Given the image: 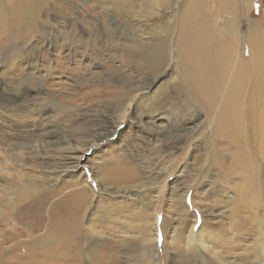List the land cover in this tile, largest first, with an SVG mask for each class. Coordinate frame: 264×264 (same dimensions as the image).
I'll use <instances>...</instances> for the list:
<instances>
[{"label":"bare ground","instance_id":"1","mask_svg":"<svg viewBox=\"0 0 264 264\" xmlns=\"http://www.w3.org/2000/svg\"><path fill=\"white\" fill-rule=\"evenodd\" d=\"M152 1L157 2L143 0V3ZM172 1L180 5L174 23H168L163 33H148L126 49L129 58L143 71L157 72L171 64L179 67L177 80L160 87L149 110L141 116L134 112L137 117L134 124L151 134L161 133L166 138L167 151L178 148L173 139L181 136L194 135L196 142H200L194 145V150L198 146L203 150L194 155L192 185L179 189L184 197L193 190V205L203 214V223L195 230L197 217L194 215L190 223V210L184 207L176 219L171 242L168 239L171 224L163 219L159 225L158 214L153 210L148 225H144L148 233L140 236L142 245L137 264H163L159 252L160 230L162 248L167 252L171 247L179 258L188 256L187 264H264V242L258 249V236L252 239L246 252L226 250L239 244L242 223H249L261 236L264 234V218H261V211L264 212V30L256 20L247 19L251 0H213L212 10L207 0H183L182 4L180 0ZM43 4L44 0H0V53L10 54L21 37L32 32L34 14ZM31 83L26 78L17 83L12 79L5 89L9 96L21 99L17 105L23 106L32 94L31 88L24 92L23 86ZM0 89L3 90L2 85ZM113 97L124 115L134 106V96L117 90ZM5 107L9 106L0 104L1 109ZM35 111V115L43 117L38 125H43L39 135L47 137L46 140L35 139L28 129L0 138V148L8 156L17 157L16 165L20 167L12 174L14 182L0 184V218L3 222L9 218L22 220L34 234L27 240L8 234L6 241L13 244L5 245V238L0 242V264H25L23 259H28L27 264L98 263L94 249L97 244L105 243L111 232L100 231L101 224L94 223L97 211L88 212L89 221H85L84 209L94 189L79 178L51 188L47 186L46 170L39 176L21 174L20 170L28 164L41 166L32 157L25 161V156L37 153L41 146L61 143L54 123L71 110L66 104L51 100ZM158 122L161 123L157 125ZM7 135L22 141H9ZM85 153L70 156V166L56 170L59 176L76 174L85 167ZM136 178L128 167L109 170L104 175L107 182L125 185L122 190L104 188L103 198L111 201L130 198L137 191L130 184ZM219 188L232 193L227 205L229 225L215 220V211L203 208L206 199L196 198L199 193L207 199L213 197Z\"/></svg>","mask_w":264,"mask_h":264},{"label":"rangeland","instance_id":"2","mask_svg":"<svg viewBox=\"0 0 264 264\" xmlns=\"http://www.w3.org/2000/svg\"><path fill=\"white\" fill-rule=\"evenodd\" d=\"M170 1L169 4L162 0L144 4L143 0H44L43 6L34 14L32 32L21 37L10 54L6 51L0 53V85L3 87L2 91L0 89V104L9 106L0 108V138L28 129L35 139L46 140L47 137L39 135L43 125H38L43 117L35 115V108L43 106L46 101L56 100L71 110L69 114L60 115L54 123L55 130L60 132L58 142L61 143L41 146L37 153L25 156V161L34 158L41 166L28 164L20 171L21 174L27 172L29 177L39 176L46 170L49 176L47 186L51 188L79 178L84 185L94 189L84 209L85 221H89L90 212L97 211L94 223L101 224L100 231L109 229L111 232L105 243L96 245L94 254L98 263L95 264H137L138 249L142 245L140 236L148 233L144 225L150 221L153 210L158 214L159 225L163 219L171 224L168 233L171 242L176 219L184 207L190 210V223L194 215L197 217L195 230L203 223V214L193 205V190L184 197L179 189L192 185L191 170L196 167L194 155L203 150L201 146L194 150V145L200 142H196L194 135L181 136L173 139L178 148L167 151L166 138L161 133L151 134L137 129L134 124L137 120L134 112L141 116L149 110L160 87L169 81L174 83L179 77V67L175 64L163 71H143L126 53V49L135 46L134 41L148 33H163L168 23H174L180 5ZM207 1L212 10L213 0ZM248 16L247 19L256 20L259 28L264 30V0H251ZM244 23L243 20V26ZM243 31H246L245 27ZM22 78L33 82L25 84L22 90L25 92L31 88L34 93L30 90L32 94L27 103L19 106L21 99L9 96L5 85L12 79L17 83ZM117 90L134 96V106L129 107L125 115L113 97ZM205 118L204 124L207 125L208 117ZM12 137L6 136L9 141H22ZM89 147V152L85 153ZM83 153L86 155L85 167L76 174L60 177L56 170L70 166V156ZM18 162L17 157L8 156L0 148V184L14 182L12 174H16L15 168H20L16 165ZM117 167H128L135 173L137 178L130 184L137 191L132 192L130 198L111 201L108 197L103 198L104 188L121 189L125 184L107 182L104 175ZM231 196L228 189L219 188L213 197L207 199L199 193L196 198L206 199L203 208L215 211V220L229 225L227 205ZM104 213L107 215L102 217ZM261 218H264L263 211ZM28 227L16 218H9L7 222L0 218V242L5 240V245L12 246L13 243L6 241L8 234L26 240L32 238L34 234ZM239 232V244L233 249L227 248V251L246 252L257 236L258 249L264 242V234L261 236L262 233L253 230L249 223H242ZM159 239L163 264L188 263V256L179 258L171 247L167 252L162 248L161 230ZM201 248L205 249L202 245ZM186 252L187 247L185 255ZM23 260L27 264L28 259Z\"/></svg>","mask_w":264,"mask_h":264}]
</instances>
